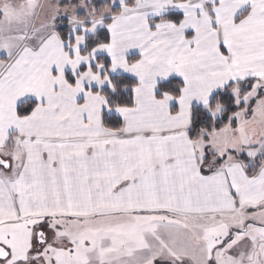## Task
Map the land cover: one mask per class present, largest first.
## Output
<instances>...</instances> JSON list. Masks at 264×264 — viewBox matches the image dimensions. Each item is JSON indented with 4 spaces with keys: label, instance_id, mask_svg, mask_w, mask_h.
<instances>
[{
    "label": "snow or ice",
    "instance_id": "6c2138e0",
    "mask_svg": "<svg viewBox=\"0 0 264 264\" xmlns=\"http://www.w3.org/2000/svg\"><path fill=\"white\" fill-rule=\"evenodd\" d=\"M0 264H264V0H0Z\"/></svg>",
    "mask_w": 264,
    "mask_h": 264
}]
</instances>
